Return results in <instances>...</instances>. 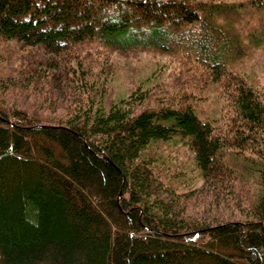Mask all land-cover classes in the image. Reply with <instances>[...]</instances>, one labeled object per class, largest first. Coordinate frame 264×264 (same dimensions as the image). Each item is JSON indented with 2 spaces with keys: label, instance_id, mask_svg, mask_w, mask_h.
<instances>
[{
  "label": "trees",
  "instance_id": "16d2710c",
  "mask_svg": "<svg viewBox=\"0 0 264 264\" xmlns=\"http://www.w3.org/2000/svg\"><path fill=\"white\" fill-rule=\"evenodd\" d=\"M0 42V264H264V0H0ZM87 45L172 79L109 99Z\"/></svg>",
  "mask_w": 264,
  "mask_h": 264
},
{
  "label": "rangeland",
  "instance_id": "374dc122",
  "mask_svg": "<svg viewBox=\"0 0 264 264\" xmlns=\"http://www.w3.org/2000/svg\"><path fill=\"white\" fill-rule=\"evenodd\" d=\"M7 45L11 46V43L0 42V56L8 55L6 52ZM89 53L88 57L85 58V62L88 65L94 67L93 70H97L98 66L103 65L100 72H107L109 78V93L111 97H115L119 94H125L132 88H134L139 82L145 80L146 77L151 75L153 72L158 73L157 82L163 80L172 79L167 76L170 72V68L176 65V61L171 62L169 56L161 55L154 51L147 50H136L125 53H119L108 48L99 49L96 45H87L84 47ZM185 70V69H184ZM248 71L259 79L261 90H264V51L259 50L253 53L248 60ZM180 75V74H179ZM184 77V76H182ZM153 85L151 86V88ZM155 85L154 88H156ZM153 89V88H152ZM17 93L11 89H6L4 96L13 99ZM23 97H18L20 105L27 107L31 110H36L40 113H47L51 109L48 107L46 102H42L40 95L23 94ZM6 99V98H5ZM206 103V107L209 104ZM61 108V107H59ZM57 108V109H59ZM61 112V110H57ZM183 160V157L180 158ZM192 180H195L192 182ZM188 185H182L181 189L190 187L191 185L197 186L201 183V180L197 177L192 179Z\"/></svg>",
  "mask_w": 264,
  "mask_h": 264
}]
</instances>
